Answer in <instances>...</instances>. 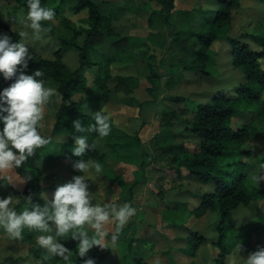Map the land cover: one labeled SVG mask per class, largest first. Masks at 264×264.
<instances>
[{"label":"trees","instance_id":"16d2710c","mask_svg":"<svg viewBox=\"0 0 264 264\" xmlns=\"http://www.w3.org/2000/svg\"><path fill=\"white\" fill-rule=\"evenodd\" d=\"M157 1L165 5L166 10L164 12L148 10L150 14L147 25L153 28L157 21H161L162 25L168 27L170 47L180 52L183 70L204 77L210 76L215 64V55L210 47L215 42H221L228 48V60L231 66L238 68L243 77L242 82L230 87L228 91L218 90L210 95L208 102L197 104L192 109L193 115L186 121V130L198 140L193 147L182 142L175 143L177 135L169 124L170 115L168 117L169 113L166 111L160 112L161 128L153 135L152 140L155 146L154 152L166 161V166L162 169L164 174L173 179L170 187L158 188L153 198L165 211L171 225L176 224L177 217L183 212L187 213L185 221L181 224L187 233L184 252L194 256L198 248L208 241L202 233L207 232L205 225L208 222L209 212L213 211L216 213V235L211 240V245L219 251L214 261L217 264H224L230 249L228 242L238 234L233 222V212L240 206L247 207L252 203L264 201V189L257 187L250 180V172L258 171L260 163L264 162V155L254 156L253 163L243 160L244 157L251 155V151L244 145L258 134H264V101L261 100L264 92V22L257 25V30L228 35L225 32L231 24L232 12L239 7L240 0H208L207 7L181 12L177 17L175 16L176 19L181 18L186 21L183 27H179L171 22L174 17L172 13L174 0ZM257 1L264 5V0ZM74 2L75 13L86 11V27L75 32L70 41H62L59 48L53 52L52 58L31 53L32 59L26 69L28 73L40 69L42 76L39 79L49 81L56 86L60 105L54 112V125L49 135L51 141L36 148L34 154L19 168H14L22 178L26 175L32 177L25 183L22 191H13L20 198L19 203L14 205L17 211L25 206H31L24 199L30 194L33 202L44 203L45 199L42 197L44 177L39 163L43 160L42 151L52 144V137L58 130L66 131L69 139L54 144L57 153L47 160L70 161L72 175L78 174L72 168V163L77 159L92 160L101 165L106 159V154L101 153L96 147L86 151L83 157L74 156L71 152L75 147L73 135H87L90 143L99 142L111 156L115 155V158L123 153L142 152L137 133L128 134L115 125L111 117V132L105 137H99L95 132H77L72 127V121L77 118L85 127L94 123L92 113L101 110L103 104L108 101L109 85L112 81H115V89L124 94L132 93L139 83L138 77H113L110 72L113 63L130 62L135 59V55L130 53L128 36H120L115 31L113 21L118 20L119 17L111 10L108 12L105 10L109 3L99 4L94 0H74ZM0 32H6L13 41L20 39L17 31H11L3 20H0ZM103 42L107 44L108 49L101 55L100 60H93L91 52ZM69 51H74L77 55V66L73 69L63 62L65 53ZM156 67L155 64H147V73L144 76L148 84L146 91L152 101L139 103L136 99L129 98L126 101L127 105L140 107L145 104L151 107L156 100L159 87L160 73ZM175 71L176 68L168 70L169 73ZM87 76L91 77L90 84ZM9 83L11 80L5 81L0 78V88ZM79 93H84L82 100L72 98ZM166 99L177 104L186 101L184 97L169 96ZM245 114H251V119L233 129L231 119L233 117L242 119ZM143 164V161L136 163L139 168H142ZM104 172L107 173V169ZM134 184L135 181L128 185L127 191ZM209 187L211 190L204 191ZM0 189L11 190L2 178H0ZM129 230L131 232L128 233ZM113 233H107V236L110 237ZM67 236L66 234L62 238L67 239ZM22 237L31 245L28 254L30 257L40 259L42 255H46V250L38 245L28 228L23 229ZM124 240H126L127 258L122 264H147L144 251L140 252V247L147 242L135 237L133 222L121 229L118 242ZM69 249L75 258L74 264H82L83 259L87 257L94 258L96 264L105 262L107 264L105 253L99 246L94 247V254L98 256L94 254H87L86 257L76 256V242L72 239ZM42 264L47 263L43 261Z\"/></svg>","mask_w":264,"mask_h":264},{"label":"rangeland","instance_id":"374dc122","mask_svg":"<svg viewBox=\"0 0 264 264\" xmlns=\"http://www.w3.org/2000/svg\"><path fill=\"white\" fill-rule=\"evenodd\" d=\"M96 3H109L107 12L112 13L119 17L118 20L113 21V27L120 36H127L131 45L130 53L135 55V59L130 62L119 61L115 62L110 67V72L113 77L116 76H134L138 77L139 83L132 93L124 94L122 91L115 89V81H112L109 85L110 97L108 101L103 104L101 111L109 114L115 125L127 132L128 134H135L140 141H146V145L141 143V150L133 153H123L121 156H111L108 150L103 147L99 142L95 141L96 148L103 154H108V158L105 159V163L101 165V171L90 178L88 182L89 191L92 192L93 201L91 203H102L104 200L108 203L122 204L124 202H130L133 207L137 209L136 214L130 218L129 223L136 220L140 215V212L145 209V206H151L153 202V196L158 188H166L171 186L173 179L164 174L163 168L166 166V161L158 156L154 152L153 135L160 130V112H168L169 124L173 131L176 133L175 143H185L190 147H193L198 141L192 134L186 129L187 120L192 118V109L197 104L206 103L209 101V96L218 90H229L230 87L235 86L242 82L243 77L238 68L230 66L227 72L223 76L213 71L210 76L204 77L200 74L194 75L183 70L181 67L182 57L179 56L175 49H165L166 32L168 27L161 24V21H157L154 26L157 29V34H149V28L147 25L148 10L154 12L165 11L166 6L158 3L157 0H94ZM41 3L45 6L52 7L55 10V17L50 21H42L43 25H46L48 30L42 32L39 38L29 35L24 38L25 42L29 45V51L36 53L44 58H52L53 52H55L62 41H70L75 32L83 29L87 25L86 11L75 13L73 11L74 0H41ZM209 6L207 3L206 7ZM26 6L25 0H1L0 1V20H3L13 27L14 30L24 28L31 32L27 28V25L22 24L21 21L26 19ZM232 17V31L238 34L240 31H254L258 29V24L264 22V5L257 0H240L239 7L233 10ZM21 39V38H20ZM106 43V41H105ZM103 44L95 47V50L91 52V58L93 60H100L101 55L108 49L107 44ZM154 46H159L163 50H157ZM223 43L217 42L213 45L211 50L215 57L220 53ZM227 52L221 54L222 62H227ZM220 56V55H219ZM220 58V57H219ZM219 61V60H218ZM63 62L71 69L77 66V55L74 51L65 53ZM152 63L157 67V71L160 73L158 80L157 97L154 103L150 106L137 107L134 105H127L126 101L129 98L136 99L139 103L145 101H152L148 95L146 88L148 87L145 81V74L147 73L146 65ZM220 64V62H219ZM166 68H168L166 70ZM176 68L175 73H169V69ZM88 77V83H91V77ZM48 86H56L47 81ZM84 93L75 94L72 98L75 100H82ZM172 97H184L186 101L181 103H171L166 98ZM261 100L264 101V92L261 96ZM152 103V102H150ZM60 105V97L55 92L49 99L48 103L44 106L43 117L38 122V129L44 136H49L52 133L54 125V112ZM147 112V114H146ZM146 115V117H145ZM173 117V118H172ZM251 114H245L242 119L233 117L231 119V126L235 129L241 123H246L251 119ZM152 122V123H151ZM69 139V135L64 130H58L52 137V144L47 146L41 153L43 160L39 163V168L43 174L42 180V197L45 199L44 194L50 199L55 187L71 179L72 172L70 166L67 167L61 161H50L48 158H52L56 155L57 149L54 144L65 142ZM145 143V142H144ZM244 147L251 151V155L244 157L243 160L248 163H253L254 156L264 155V134H258L255 138L250 140L244 145ZM143 161V167L139 168L136 163L139 164ZM113 163V164H112ZM116 163L124 164L120 167L119 174H110L111 165ZM129 167H134V171L130 176V170H126ZM105 167V168H104ZM107 169V174L104 170ZM110 169V170H109ZM115 171V170H114ZM259 171V169H258ZM122 172V173H120ZM119 175L123 180L130 179L131 182L135 181L131 189L127 191V188H122L116 178ZM128 175V176H127ZM127 176V177H126ZM118 177V178H120ZM0 178L5 180L11 190L0 189V196L13 195V191H22L25 183L23 178L17 174L15 169H8L0 171ZM120 178V179H121ZM113 180V182H111ZM145 181V183H143ZM186 183V182H185ZM126 185V184H125ZM255 185V184H254ZM120 186V187H119ZM257 186V185H256ZM125 187H128L127 185ZM257 187L264 189V182H261ZM129 188V187H128ZM211 190L206 188L204 191ZM106 194V196H105ZM253 206L246 210L241 209V212H245L259 224H263L264 227V201L255 202ZM167 216V214H165ZM182 218V214L177 217V221ZM160 220V221H159ZM137 221V220H136ZM185 221V220H184ZM216 213L209 212L208 222L205 225L206 230H211L212 237H215V222ZM155 226H149L153 228L156 233V238L160 241H164L165 237L170 236L172 233L177 235H184V231L178 232L176 228L163 227L162 215H157L155 221L151 220ZM256 222V223H257ZM259 224H256L257 229L251 233L252 247L264 246V230H261ZM123 226V227H125ZM209 227V228H208ZM86 230L91 233L93 230L85 225ZM115 230V222L109 221L105 225L106 233H113ZM178 230V229H177ZM180 230V229H179ZM34 235V238L41 233L37 230H30ZM131 232L130 230L128 233ZM209 232L202 233L208 236ZM260 234L258 238L256 236ZM62 239V243L69 249L71 238L67 236V239ZM156 239L154 242H157ZM37 241V240H36ZM76 244L78 243L75 241ZM147 242V241H146ZM231 240L228 242L230 243ZM118 246L112 248H100L105 253V261L107 264L125 263L126 262V240L118 242ZM154 245V244H153ZM167 243L164 241L163 250H167ZM94 247L89 249L87 254H94ZM152 244L148 241L146 245L140 247V252L146 253V249H151ZM31 249L30 243L22 236L19 239L11 238L3 229H0V264H65V262L58 257L51 255H42L40 259L30 257L29 251ZM70 250V249H69ZM219 253V251H218ZM86 254V255H87ZM147 254V253H146ZM98 256V254H94ZM148 255V254H147ZM225 260V259H224ZM72 264L75 263V258L71 252ZM147 262V260H146ZM106 264V262L104 263ZM217 264V263H216Z\"/></svg>","mask_w":264,"mask_h":264},{"label":"clouds","instance_id":"9594fccd","mask_svg":"<svg viewBox=\"0 0 264 264\" xmlns=\"http://www.w3.org/2000/svg\"><path fill=\"white\" fill-rule=\"evenodd\" d=\"M26 19L21 21L31 32L20 28L17 31L19 40L13 41L6 32H0V78L11 80L7 86L0 88V171L19 168L21 164L34 154V150L48 144L50 136H44L38 129V122L43 117L44 106L56 92L53 86L46 85L40 69L31 73L26 71L32 59L29 45L25 42L29 35L39 38L42 32L48 30L42 21H50L55 17V10L45 6L41 0H25ZM86 108V107H85ZM87 110V109H86ZM92 120L85 127L79 118L72 121V127L77 132H95L99 137H105L111 132L109 114L98 110L92 113ZM75 147L72 154L83 157L86 151L95 148L87 135H73ZM72 168L78 174L68 181L55 187L51 198L45 194L43 204L33 202L32 195L24 197L31 206L17 211L14 207L20 198L13 195L0 196V229L11 238L19 239L24 228L37 230L41 234L36 237L38 245L46 250V255L61 258L65 264H72L71 251L62 243L61 237L68 235L77 241L76 256L86 257L93 246L100 248H115L118 246L119 233L137 209L130 202L122 204L91 203L92 192L88 182L94 173L101 171V164L96 161L77 159ZM32 177H23L24 183ZM250 180L255 185L264 182V162L259 165V171L250 172ZM106 196V194H105ZM115 222V231L108 237L105 225ZM85 225L93 231L89 233ZM235 253L228 264H264V246L248 253L244 258L240 255L242 244H235ZM82 264H96L95 259L87 257ZM152 264H162V258H153Z\"/></svg>","mask_w":264,"mask_h":264},{"label":"crops","instance_id":"0c3cea01","mask_svg":"<svg viewBox=\"0 0 264 264\" xmlns=\"http://www.w3.org/2000/svg\"><path fill=\"white\" fill-rule=\"evenodd\" d=\"M207 2H208V0H174V2H173L174 9L172 10L174 17L171 19V22L173 24H175L176 26L183 27L186 24V21L185 20L183 21L181 18L176 19V17L179 15V13L190 11L193 9H198L201 7L204 8V7H206ZM148 17H149V15H148ZM148 28H149V31H148L149 34H157V32H158V30H156L157 27L152 28V27L148 26ZM157 29H161V28H157ZM232 29H233V27H232V23H231L230 26L227 28V31L225 33L228 35H235L236 32L232 31ZM245 31L251 32L248 30H245ZM167 32L165 34L166 35V43H165L166 48H164V50L169 49V48H173L176 50V52H178L177 54L179 55L180 52L176 48L170 47V37L167 36ZM216 43L217 42L213 43L212 46L210 47V49ZM154 48H156L157 50L158 49L163 50L159 46H154ZM224 52H227V53H225V54H227V62L226 63L222 62L223 59L221 57L222 56L221 54H224ZM179 56H181V54ZM219 62H220V64H219ZM230 66H231V64H230V61L228 60V48L223 43V46L220 50V53H218V55L215 57V64L213 65L212 72L215 71L216 73L219 74L218 76H223L227 72V70L230 68ZM188 73L193 74L194 72H188ZM196 74L197 73H194V75H196ZM209 98H210V96H209ZM146 114H147V112H146ZM145 117H146V115H145ZM160 128H161V126H160ZM94 143H95V141H94ZM141 143L146 145V141H141ZM107 158H108V154H106V159ZM61 162L66 164L67 167H69L71 164L70 161H68V160H62ZM122 166H125V165L120 164V163H118V164L116 163V165H111V168L113 170L109 169L110 174H112L113 172L119 174L118 171H119L120 167H122ZM126 168H128L126 170H130L129 175L131 176L132 172L135 170L134 167H129L127 165ZM120 173H122V172H120ZM116 176L120 177L119 175H116ZM118 177L116 178V181L119 184H122V186H121L122 188L126 189L127 187H125V186L126 185L128 186L130 184L131 180L127 178L125 181L121 177H120L121 179ZM166 188H168V187H166ZM150 204H151V206L146 205L145 209L142 210V212H140V215L136 219L137 221L135 219L133 221L134 228H135V237L138 239L145 240L147 242L149 241L152 244V248L149 250L146 249V251H145L148 254L147 255L145 253V255H146L145 261L147 260V264H152L153 258H155L157 256L162 258V264H216V262L214 260L218 256V250L211 245V240L214 238V237H212V234H211L212 232H210L211 230H206L207 232H209L208 236H206L208 241L206 243L202 244L198 248V250L196 251L194 256H189L184 252L185 239L187 237V233L181 225L184 222V220L187 216V213L183 212L182 218L179 219L176 222V224L171 225L170 220L165 215L166 214L165 211L162 208H160L159 204L154 200V198H153V202L151 201ZM252 204L248 205L247 207L240 206L233 212V222H234V225L236 226V228L238 230V234L236 237H234L231 240L230 243H228V246L230 247V249H229L228 255L226 256V258L224 260V264H228L230 257L235 253L236 249L234 246L238 241H240L242 244V250L240 252V255L242 257L246 258L249 252L256 250L255 246L254 247L251 246L252 242H253L252 245H254V241H252L251 233L256 231V229H257L256 224H259V223L257 221H254L253 219H251V217H249V215L247 213L240 211L241 209H243V210L248 209L249 207L253 206ZM157 215H160V216L162 215L163 227L167 225L169 227H172L170 229L174 230V228H176V231H178L180 233L182 232V230L184 231V233H183L184 235H177V232H176V233H172L170 236L167 235V237H165L164 241L167 243V245H166L167 250H165V251L162 249L164 241H160V239L154 237L156 231L153 228L149 227V226H152V227L155 226L151 222V220L155 221ZM259 226H260L259 228L261 230H264L263 224H259ZM256 236H258V238H259L261 235L257 234ZM156 239H158L157 242H154ZM261 245L263 246V244H261ZM241 264H243V262H241Z\"/></svg>","mask_w":264,"mask_h":264}]
</instances>
